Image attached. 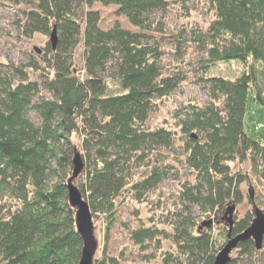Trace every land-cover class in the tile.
I'll return each mask as SVG.
<instances>
[{
	"label": "trees",
	"instance_id": "trees-1",
	"mask_svg": "<svg viewBox=\"0 0 264 264\" xmlns=\"http://www.w3.org/2000/svg\"><path fill=\"white\" fill-rule=\"evenodd\" d=\"M12 1L26 3L19 6L18 20L24 34L49 35L55 25L57 41L54 47L46 41L39 62L8 70L0 62V264L78 263L82 239L66 195L75 149L83 166L73 183L88 202L92 223L102 216L106 232L117 199L128 195L143 201L163 177L159 155L177 136L183 137L197 179L181 193L197 204L199 215L217 216L243 199L240 183L246 173L233 171L231 162L246 161L248 172L264 179V127L251 135L243 121L248 92L264 107V0H208L212 19L198 38L207 61L236 60L243 67L233 77L202 76L208 100L189 101L173 128L146 124L154 99L168 95L180 78L163 72L161 50L149 31L162 30L154 11L188 0ZM95 2L116 5L138 30L118 23L102 28L98 11H74ZM78 42L81 78L72 66ZM34 69L35 77L29 73ZM138 166L146 168L134 179ZM254 207L233 216L231 233L250 224ZM172 228L174 250L162 248L163 228L144 223L130 228L140 259L155 256L145 252L154 242L162 253L160 264H211L226 240L224 221L213 230L187 217ZM234 250L226 264H260L264 255L251 237ZM122 253L103 252L92 264H126Z\"/></svg>",
	"mask_w": 264,
	"mask_h": 264
},
{
	"label": "rangeland",
	"instance_id": "rangeland-1",
	"mask_svg": "<svg viewBox=\"0 0 264 264\" xmlns=\"http://www.w3.org/2000/svg\"><path fill=\"white\" fill-rule=\"evenodd\" d=\"M207 2L208 0H188L183 6L170 4L164 9L154 11L155 19L159 21L162 30H150L149 33L153 35L161 50L159 63L164 73L180 78L178 84L168 95L154 99V106L146 120V124L150 127L170 125L173 128L179 112L184 110L189 101L198 104L207 101L208 95L202 76L219 74L233 77L239 74L243 67L236 60L212 63L207 61L198 41L199 35L207 30L212 19ZM25 5L26 3L22 1L16 5L12 0H0V62L3 63L2 69L4 70L13 69L15 66L23 67L26 63L39 62L41 49L49 40L48 34L36 32L26 35L19 28L18 20L22 19L19 6ZM86 9L98 11L99 25L102 28L118 23L122 27L138 30V27L130 24L122 13L117 12V6L114 4L104 5L99 2L90 6L83 4L76 7L74 11L78 15ZM36 48L40 50L37 51ZM72 63L74 73L81 78L84 70L80 42L73 49ZM38 72V69L29 70L33 77L37 76ZM28 114L32 120L37 121L34 112L29 111ZM243 121L244 125L249 126L248 133L251 135L264 127V107L253 103L250 92L247 95ZM177 133L176 135H178ZM73 141L77 142L75 136H73ZM159 163L162 164L164 175L153 187L148 189L143 201H136L128 195L117 199L114 218L107 232L102 216L100 223L93 222V235L96 240L93 257L103 252L115 255L123 250L122 255L126 257V264H160L162 253L152 247L154 242L148 243L149 246L145 252L154 251L156 252L155 256L149 260L140 259V254L129 238L130 228L136 227L140 223L154 224L156 227L163 228L165 237L161 235V246L163 249L174 250L175 244L171 239L173 224H179L187 217L196 219L198 224L211 219V222L206 226H211L213 230L222 224L223 220H219L223 214L221 211L217 216L199 215L197 204L190 202L181 193L183 187L197 182L195 172L186 161L183 137L177 136L171 147L162 150L159 155ZM145 168L138 166L134 179L139 178V174ZM231 168L233 171L240 169L242 173H246V179L240 183L243 199L235 203L233 216L241 217L245 210L252 208L253 205L264 212V179L248 172L246 161L231 162ZM249 188L252 190L250 199L247 196ZM262 248L264 250V239ZM234 254L235 250L232 249L230 255ZM260 264H264V255Z\"/></svg>",
	"mask_w": 264,
	"mask_h": 264
},
{
	"label": "water",
	"instance_id": "water-1",
	"mask_svg": "<svg viewBox=\"0 0 264 264\" xmlns=\"http://www.w3.org/2000/svg\"><path fill=\"white\" fill-rule=\"evenodd\" d=\"M49 41L54 47L57 41V32L55 25H52L49 32ZM39 51V48H36ZM72 172L66 180V195L67 200L71 206L74 207V224L77 232L82 239V246L80 257L77 264H92V257L96 246V240L93 235V223L91 219V212L87 200L82 196L78 187L73 183V178L78 174L83 166V161L78 150H74L72 158ZM235 204L229 203L221 215V219L227 226L226 240L217 250L211 264H226L231 255L230 251L234 249L237 244L249 237L253 239L254 246L260 248L264 239V212L260 211L258 207H254L255 214L250 224L239 232L231 233L233 224V211ZM211 219L202 221L200 226L209 224Z\"/></svg>",
	"mask_w": 264,
	"mask_h": 264
},
{
	"label": "bare ground",
	"instance_id": "bare-ground-1",
	"mask_svg": "<svg viewBox=\"0 0 264 264\" xmlns=\"http://www.w3.org/2000/svg\"><path fill=\"white\" fill-rule=\"evenodd\" d=\"M51 30V29H50Z\"/></svg>",
	"mask_w": 264,
	"mask_h": 264
}]
</instances>
